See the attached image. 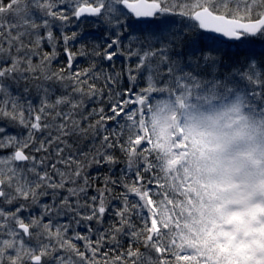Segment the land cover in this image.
Listing matches in <instances>:
<instances>
[{"label": "snow or ice", "instance_id": "obj_1", "mask_svg": "<svg viewBox=\"0 0 264 264\" xmlns=\"http://www.w3.org/2000/svg\"><path fill=\"white\" fill-rule=\"evenodd\" d=\"M257 44L264 0H0V264H264Z\"/></svg>", "mask_w": 264, "mask_h": 264}, {"label": "trees", "instance_id": "obj_2", "mask_svg": "<svg viewBox=\"0 0 264 264\" xmlns=\"http://www.w3.org/2000/svg\"><path fill=\"white\" fill-rule=\"evenodd\" d=\"M88 22H91V19L88 20ZM94 29H95V30H94ZM102 32H103V29H102V28H99V27L89 29L88 31H86V32L84 33V39H85V40H91V41H97V40H100V39H101V36H102ZM261 47H262V45H259V44H257V45L254 46V48H255V50H256V52H257L258 54H259V50H260ZM263 47H264V46H263ZM228 51H229L230 53L235 54V53H237L238 51H240V49H237V48H235V47H232V48L228 49ZM80 63H81L83 66H87L86 62H84L83 60H81ZM88 145H89V141H87V140H83V141L80 142V146L83 147L85 150H87ZM117 155H119L118 150H117ZM122 167H124L123 164L117 165V171H118L120 168H122ZM97 171H103V170H102V169L98 170V169L93 168V169L90 170V174L95 175V173H96Z\"/></svg>", "mask_w": 264, "mask_h": 264}, {"label": "rangeland", "instance_id": "obj_3", "mask_svg": "<svg viewBox=\"0 0 264 264\" xmlns=\"http://www.w3.org/2000/svg\"><path fill=\"white\" fill-rule=\"evenodd\" d=\"M92 28H96V27H93L92 24H91V22H87L86 25H85L84 33L86 31H88L89 29H92ZM9 131L12 132V133H15L16 129L10 128Z\"/></svg>", "mask_w": 264, "mask_h": 264}, {"label": "flooded vegetation", "instance_id": "obj_4", "mask_svg": "<svg viewBox=\"0 0 264 264\" xmlns=\"http://www.w3.org/2000/svg\"><path fill=\"white\" fill-rule=\"evenodd\" d=\"M263 46V45H262Z\"/></svg>", "mask_w": 264, "mask_h": 264}]
</instances>
